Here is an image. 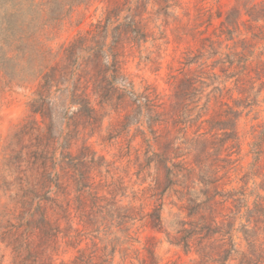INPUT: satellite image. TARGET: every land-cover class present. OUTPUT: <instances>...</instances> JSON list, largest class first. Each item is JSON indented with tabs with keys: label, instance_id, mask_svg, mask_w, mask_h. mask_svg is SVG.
I'll return each instance as SVG.
<instances>
[{
	"label": "rangeland",
	"instance_id": "obj_1",
	"mask_svg": "<svg viewBox=\"0 0 264 264\" xmlns=\"http://www.w3.org/2000/svg\"><path fill=\"white\" fill-rule=\"evenodd\" d=\"M242 1H146L142 14L146 38L138 44L125 43L118 56L121 76L115 85L124 88L128 95L119 108L106 106L96 131L89 135L88 129L85 130L87 135L81 133L69 150L74 155L85 142L99 161L88 169L85 180L95 197L78 195L72 183L65 193H59L58 201L43 202L47 206L46 217L58 231L51 241L41 244L40 232L25 225L29 217L24 207L29 204L32 211L38 201H20L16 196L19 174L8 158L29 138L22 135L19 142L15 136L21 125L32 118L29 103L43 73L63 61L64 49L76 38L96 33V25L103 21L114 0H0V17L4 13L16 14L15 34L3 45L4 58L0 64V264L39 263L34 262L33 255H28L23 246L19 249L14 242L19 235H30L31 246L45 249L54 264H70L80 249L87 253L94 250L97 256L106 253L107 261L103 264H194L197 260L194 245L186 248L182 243L172 242L170 237L176 234L179 221L186 219V197L196 201L205 198L201 194L203 184L196 175L183 176L184 171H177L178 166L172 167V162L191 163L192 154L187 150L190 140H211L215 131H209L207 121L226 107L223 104L233 106L235 100L246 96L253 102L246 108H238L242 110L237 126L238 148L229 147L228 140L218 154L209 153L208 161L217 158L216 163L221 166L217 172L221 177L217 182L219 191L244 187V203L249 208L256 192L264 195L263 190L257 189L260 177L250 176L246 184L243 182L252 162L250 144L264 123V34L261 32L264 10H259L255 20H251L240 5ZM251 3L264 4V0ZM230 20L236 21V30L222 33V26L227 29L232 26L221 23ZM115 24L108 23L104 30L106 37L102 39L104 59L109 63L112 57L108 47L112 44ZM194 27L198 34L188 35ZM186 56L195 62L184 66ZM181 71L198 79L193 101L185 107H177L179 96L171 77L179 79L183 76ZM239 75L250 80L246 93L238 92L235 87ZM87 92L93 106L99 108L91 85ZM148 94L158 105L156 110L165 114L162 117L165 121L155 123L150 131L142 114L137 122L132 120L124 125L123 119L132 109V98ZM169 115L177 118V122L167 118ZM156 136L173 148L167 161L173 168L169 176L154 160L146 165L153 151L164 150L155 141ZM210 146L208 142L206 149L211 152ZM174 152L179 155L175 159L171 158ZM215 199L223 201L220 196ZM109 201L115 204L110 205ZM93 202L107 205L98 209ZM223 205L231 207V199ZM116 207H133L139 213L133 220L116 225ZM155 207L160 210L159 225L149 216ZM227 212V209L222 211ZM243 212L244 209L235 219L232 231L238 251L246 249L239 231ZM92 219L94 225L85 222ZM43 257L41 262L45 260ZM236 262L237 258L229 261Z\"/></svg>",
	"mask_w": 264,
	"mask_h": 264
},
{
	"label": "trees",
	"instance_id": "obj_2",
	"mask_svg": "<svg viewBox=\"0 0 264 264\" xmlns=\"http://www.w3.org/2000/svg\"><path fill=\"white\" fill-rule=\"evenodd\" d=\"M146 1L114 0L112 6L107 9L103 21L96 25L95 34L92 36L81 35L64 49L63 61L52 65L43 73L35 97L29 103L32 118L22 124L16 133L15 137L19 142H22L20 138L22 135H28L29 138L18 151H14L8 161L15 166L19 174V187L16 196L20 201H38L32 211H30L29 204L24 207L29 217L25 225L31 231L37 229L40 232L41 244L51 241L58 231V227L54 226L46 217L47 206L43 202L58 201L59 193H65L72 183L76 186L78 195H84L90 199L95 197L87 189L88 185L85 180L88 169L99 161L94 159V152L85 142L82 143L76 154H71L69 150L71 145L79 139L81 133L86 134L85 130L88 129L87 134L89 135L96 131L102 118L101 112L106 106L117 109L128 95L124 88L115 85L121 76L118 56L122 54L121 49L125 43L138 44L146 38L142 17L146 10ZM251 1L244 0L240 5L245 8L250 19L255 20L254 17L257 16L259 10H264V4L251 3ZM123 12L125 14L120 21ZM15 18V13H4V16L0 17V64L4 58L2 47L15 34ZM111 22H116V24L113 27L112 44L108 47L112 57L109 63L104 59L106 54L103 50L105 44L102 39H105L107 25ZM225 23L232 27L227 29L222 26V33L236 30V21L222 22L221 25ZM261 32L264 34V28ZM196 34H198L196 27L188 32L190 36ZM245 48L244 45L243 50ZM239 54L242 53L234 55ZM191 62H195L194 58L186 56L183 64L187 66ZM228 62L231 63V61ZM241 69L245 68L241 66ZM181 73L183 76L179 79L171 76L176 86L177 96H179L177 107H185L193 101L195 84L198 82L196 75L182 71ZM249 81L246 77L239 75L235 79V87L238 92H248ZM90 85L92 94L98 99L97 106L99 108L93 106L90 94L87 92ZM248 98L249 96H246L235 100L233 106L223 104L226 107L207 121L209 131H215L211 135V140L199 138L190 140V148L187 150L192 154L191 163L185 160L172 162V167L178 166L177 171H184L183 176L196 175L203 184L201 194L205 198L196 201V198L186 197L184 206L186 219L179 221L176 234L170 237L172 242L182 243L186 248L190 247V244L194 245V251L197 254L194 264H264V195L256 192L254 202L249 208L244 203V187L240 190L219 191L217 182L221 177L217 175V172L221 166L217 165V158L212 162L208 161L209 153L218 154L223 150V146L228 140L231 141L229 147L238 148L237 126L242 113V110L238 108H246L252 104L253 101L249 102ZM131 104L130 114H127L123 119L124 125L130 124L132 120L137 122L142 114L146 116L145 122L150 131L155 123L165 121L162 118L165 114L156 110L158 105L154 99L150 98L149 94L133 97ZM37 115L40 117L39 120ZM167 118H171L174 123L178 120L171 115ZM62 121V126L58 125ZM256 132L257 134L250 144L252 154L250 170L243 175L245 178L243 182L246 184L250 176L260 177L257 189L264 191V173L262 172L264 169V123ZM155 141L164 150L153 151L152 155L147 157L146 165L154 160L156 166H161L169 176L173 168L167 165V161L170 159L168 155L173 148L170 149L167 144L161 143L159 136L155 137ZM208 142L211 145V152L206 149ZM57 153L58 155H56ZM177 153L174 152L171 158H177L179 156ZM217 196L222 197L223 201H216ZM228 199H231V207L223 205ZM26 203L24 202V204ZM108 203L115 204L114 201ZM92 205L97 206L98 209H105L107 204L95 205L93 202ZM225 209L228 212L222 213ZM242 209H244L241 214L244 221L240 223L239 231L242 232L246 242V249L238 251L232 239V231L235 219ZM114 211V218L118 219L116 225L133 220L134 216L139 213L135 212L133 207H116ZM37 214H39L38 217H36ZM149 216L152 221L155 220V223L160 224L159 207H155ZM219 216H222L220 221L217 219ZM85 222L94 225L95 220ZM21 236L23 235H19L14 242L20 247L19 249L23 246L28 255L32 254L34 262L54 264L45 253V249L31 246V241L28 239L30 235L28 237ZM94 252L93 250L87 253L80 249L70 264H103L107 261L106 253L103 252L97 256ZM112 252L113 250L109 254ZM42 256L45 260L41 262L40 257ZM236 258V263H229L230 260ZM144 263L142 262V264Z\"/></svg>",
	"mask_w": 264,
	"mask_h": 264
}]
</instances>
